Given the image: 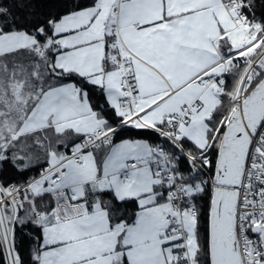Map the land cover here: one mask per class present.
<instances>
[{
    "label": "crops",
    "instance_id": "0c3cea01",
    "mask_svg": "<svg viewBox=\"0 0 264 264\" xmlns=\"http://www.w3.org/2000/svg\"><path fill=\"white\" fill-rule=\"evenodd\" d=\"M240 25L238 12L225 0H98L54 23L53 42L60 48L54 66L102 86L110 105L124 118L125 93L116 64L127 46L136 84L135 108L141 113L133 125H159L188 107L191 120L179 126V137L203 150L211 143L208 119L220 104L225 74L236 57L250 56L257 43L239 46L241 36L235 31ZM108 40H113L117 56L108 54ZM36 44L33 34L0 28V57ZM107 124L94 111L86 90L63 83L41 95L17 133L53 126L57 132L84 136ZM155 156L158 152L148 140L126 138L108 149L101 165L95 149L84 153L82 166L67 160L61 184L74 204L70 210L78 213L65 219L53 212L40 215V264H117L119 253L129 264H179L171 247L175 237L167 235L164 219L172 204L164 177L152 162ZM107 190L119 200H137L131 223H111L101 198Z\"/></svg>",
    "mask_w": 264,
    "mask_h": 264
},
{
    "label": "trees",
    "instance_id": "16d2710c",
    "mask_svg": "<svg viewBox=\"0 0 264 264\" xmlns=\"http://www.w3.org/2000/svg\"><path fill=\"white\" fill-rule=\"evenodd\" d=\"M238 0H225L233 4ZM244 5L236 12L245 18L247 25L255 32L256 38L264 34V0H242ZM98 0H0V28L2 32L25 31L37 38L34 47L22 48L0 57V182L7 186L13 183L22 186L35 178L48 163L51 152L56 158L65 157L71 148L78 147L84 136L68 130L57 132L53 126L25 134H18L23 119L32 110L41 95L50 88L63 83H74L87 91L94 111L108 120L107 128L116 126L122 117L110 105L105 89L90 83L85 77L75 72H62L54 66L57 48L54 44L53 26L66 14L95 6ZM108 40V54H118L117 48ZM258 47L250 53L236 57L224 77V90L220 104L208 119L212 130L209 133L210 171L215 174L216 162L223 142L227 124L223 119L232 106L238 93L242 74L249 64L264 48V38ZM229 50V49H228ZM229 52L226 51V55ZM264 79V71L256 78L248 91L247 97ZM145 139L155 149L160 140L157 132L145 126H126L117 132L116 141L121 139ZM184 148L192 153L201 150L187 139L181 140ZM175 170L185 185L196 180L191 173L188 160L180 149L169 143ZM109 147L95 148L99 165L106 156ZM166 187V185H165ZM167 191V187L166 190ZM213 189L207 185L200 190L190 192V201L196 208V238L198 249L197 264H211L209 232L210 207ZM104 206L109 210L111 223H131L138 209L134 198L119 200L112 190L101 193ZM53 207L50 195L40 194L33 202H25L17 208V218L13 228V248L17 264H40L42 225L38 214H48ZM119 261V262H118ZM0 264H8L6 252L0 241ZM116 264V263H115ZM117 264H129L125 255L118 254Z\"/></svg>",
    "mask_w": 264,
    "mask_h": 264
},
{
    "label": "built area",
    "instance_id": "2783aa9c",
    "mask_svg": "<svg viewBox=\"0 0 264 264\" xmlns=\"http://www.w3.org/2000/svg\"><path fill=\"white\" fill-rule=\"evenodd\" d=\"M243 5L244 2L238 0L233 4H228V8L238 11ZM242 23L246 25L245 18H242ZM262 38H264V34L259 38V42ZM131 56L128 47L124 46L116 64V68L121 73L119 85L125 93L123 108L127 110L124 118L116 126L108 129L99 127L85 134L81 145L71 148L64 158L58 159L52 153L40 173L22 186L13 183L4 186L0 182V240L9 264H16L12 246L16 208L39 196L34 185L40 184L46 189L45 193L50 195L53 200L52 212L60 219L76 215L78 211L70 210L74 204L70 200L67 189L61 184L66 172V161L72 159L77 165L82 166L84 153L87 150L100 146H113L116 142L117 132L121 128L132 125L135 120H141V113L135 108L136 84ZM263 71L264 48L242 74L238 93L233 99L228 117L223 120L224 124L228 123L231 113L244 103L253 82ZM224 85L223 81L222 91ZM190 116L189 108L185 107L182 114L168 116L163 123L150 126L157 132L160 140L157 147L158 156L153 157L152 162L155 163L158 174L163 175L168 181V195L171 199L173 212L166 214L165 220L168 223V235L176 237L180 264H194L185 225V214L194 216L196 208L190 201V192L187 186L180 180L175 170L172 153L168 148L169 143L180 149L181 154L189 162L192 175L201 179L203 185L213 189L216 184L215 174L210 171L208 156L211 145L199 153H192L187 151L181 143L178 128L181 124L189 123ZM237 238L242 264H260L264 258V121L253 137L239 188Z\"/></svg>",
    "mask_w": 264,
    "mask_h": 264
},
{
    "label": "water",
    "instance_id": "95a60500",
    "mask_svg": "<svg viewBox=\"0 0 264 264\" xmlns=\"http://www.w3.org/2000/svg\"><path fill=\"white\" fill-rule=\"evenodd\" d=\"M264 121V79L234 111L218 154L210 207L211 264H242L237 238L239 188L253 137Z\"/></svg>",
    "mask_w": 264,
    "mask_h": 264
},
{
    "label": "rangeland",
    "instance_id": "374dc122",
    "mask_svg": "<svg viewBox=\"0 0 264 264\" xmlns=\"http://www.w3.org/2000/svg\"><path fill=\"white\" fill-rule=\"evenodd\" d=\"M238 23H240V20H238ZM236 29L237 30L235 31V34L241 36V42H239V46L242 49H244L245 47L249 48L252 44H254V42L257 41L256 40V34L254 32H252V33L250 32L251 28L248 25H243L241 23V25L239 27H236ZM257 47H258V43L252 45L248 53L253 52L254 49L257 48ZM228 114H227V116L224 119H226L228 117ZM224 123H225V121H224ZM167 184H168V181L165 180V185H167ZM38 186L39 185H37V184L35 185V189L36 190H38L37 189ZM203 187H204V185H203L202 181H200V180H196L194 184L187 185V189L190 192H195L197 190L202 189ZM40 188H42V187H40ZM185 225H186V229H187L188 234H189V245H190V248H191V253H192V256L194 258L195 255H196V251L198 249V242H197V238H196V227H197L196 216H192L190 214H185ZM172 238H174V237H171L170 239H172ZM12 245H13V241H12ZM172 245L173 246H171V247H174V249H175L173 254L178 256V252L176 251L177 250L176 249L177 248L176 247L177 244H175V245L172 244ZM194 264H197V261L195 260V258H194ZM260 264H264V258L261 260Z\"/></svg>",
    "mask_w": 264,
    "mask_h": 264
}]
</instances>
